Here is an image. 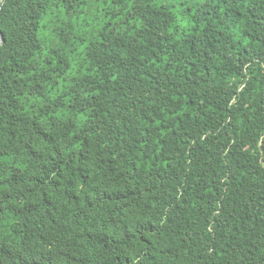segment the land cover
<instances>
[{"label": "trees", "instance_id": "trees-1", "mask_svg": "<svg viewBox=\"0 0 264 264\" xmlns=\"http://www.w3.org/2000/svg\"><path fill=\"white\" fill-rule=\"evenodd\" d=\"M179 3L0 0V264H264V0Z\"/></svg>", "mask_w": 264, "mask_h": 264}, {"label": "rangeland", "instance_id": "rangeland-1", "mask_svg": "<svg viewBox=\"0 0 264 264\" xmlns=\"http://www.w3.org/2000/svg\"><path fill=\"white\" fill-rule=\"evenodd\" d=\"M178 8L182 7V5L179 3V0H171ZM180 19L182 20V24L184 23L185 18H182V15L180 14Z\"/></svg>", "mask_w": 264, "mask_h": 264}]
</instances>
